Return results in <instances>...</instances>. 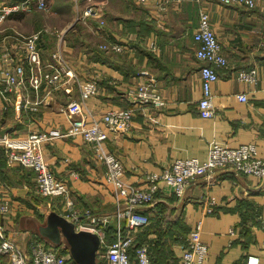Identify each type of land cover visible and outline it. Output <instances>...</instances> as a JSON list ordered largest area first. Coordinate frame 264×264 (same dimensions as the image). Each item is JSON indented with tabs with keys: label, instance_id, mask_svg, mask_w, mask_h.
I'll return each mask as SVG.
<instances>
[{
	"label": "crops",
	"instance_id": "crops-1",
	"mask_svg": "<svg viewBox=\"0 0 264 264\" xmlns=\"http://www.w3.org/2000/svg\"><path fill=\"white\" fill-rule=\"evenodd\" d=\"M67 1L70 18L61 21L62 9L56 6L60 0H48L52 15L42 23V28L55 26L66 31L76 21L86 0ZM96 1L103 2L106 39L123 44L124 50L105 51L104 59L98 60L92 50L70 45L65 32L62 37L43 32L38 46L43 61H48L55 50H62L70 57L80 80H98V93L85 101V107L96 118L109 108H134L132 127L118 137L110 134L105 143L123 163L124 179L143 184L145 173L160 171L176 158L196 157L205 161L214 142L230 148L253 143L257 155L264 159V0L253 9L225 6L216 0L177 3L161 0L163 7L153 0L145 5L132 0ZM202 8L208 10L212 29L228 59V66L217 69L218 80L212 84L216 112L212 117L200 116L196 108L201 96V62L194 54L193 32ZM19 16L20 13H12L4 31H0L1 49L8 44L3 41L6 33L16 30L28 34L38 28L31 23L20 24L23 19ZM89 19L85 23L99 44L96 24L92 25ZM152 41L158 46L155 51L148 47ZM252 67L257 70L254 82L237 79L239 70ZM24 77L27 80V70ZM145 82H151L162 95L165 102L162 108L132 102L128 90ZM2 91L0 83V136L25 137L34 130L50 134L41 143V153L52 172L67 181L68 196L74 206L78 210L89 208L92 215L112 217L114 198L111 184L103 175V165L96 161L90 145L80 136L64 135L69 121L59 108L67 102L66 95L61 90L46 95L30 86ZM239 93H245L247 100L237 99ZM72 97L78 98L76 85ZM34 105L35 110L31 108ZM216 176L217 181L210 187L202 176L197 177L188 184L181 200L173 193L161 190L156 193L155 204L167 206L169 215H173L169 219L174 220L177 215L171 230L177 228L169 239L172 258L179 264L180 250L173 238L185 235L191 224L200 219L201 237L208 246L203 264H246L249 254L260 256L264 264V231L252 216L255 211L264 214V179L234 174L227 168H218ZM33 186L32 171L8 166L0 145V201H8L11 206L9 213H0V226L3 235L22 248L33 233L53 243L39 228L50 211L64 215L67 210L65 199L41 197L35 194ZM208 195L215 200L210 213L204 207ZM142 210L150 212L148 208ZM157 235L155 230L149 232L145 240L152 244ZM64 243L63 239L57 244L59 252L68 247ZM65 251L69 254L66 264H78L68 248ZM4 262L5 257L0 255V264Z\"/></svg>",
	"mask_w": 264,
	"mask_h": 264
},
{
	"label": "built area",
	"instance_id": "built-area-1",
	"mask_svg": "<svg viewBox=\"0 0 264 264\" xmlns=\"http://www.w3.org/2000/svg\"><path fill=\"white\" fill-rule=\"evenodd\" d=\"M132 1L144 5L151 2V0ZM169 1L177 3L181 0ZM216 1L225 6L241 5L253 9L260 0ZM153 2L163 7L161 0H153ZM102 6L103 2L86 0L75 20L85 23L91 17L99 19L95 33L104 38V41L98 44L99 48L120 52L125 49L123 44L106 39ZM32 9L48 12L50 4L48 0L0 2V24L14 12H30ZM42 31L56 34L58 37H62L65 32L54 27L42 28L28 34L13 30L3 37V41L8 42L5 47L0 48V83L3 85V91L30 86L36 92L43 90L46 95L56 90H61L66 95L67 102L59 108L69 121L64 135L80 136L82 141L90 145L96 161L103 165V175L112 187L114 214L111 215L112 217L110 215L101 217L92 215L89 208L78 210L74 206L73 199L68 196L67 181L57 177L43 159L41 143L50 134L37 130L31 131L25 137H11L4 134L0 136V145L4 149L8 166H20L32 171L35 194L51 200L65 199L67 210L63 216L74 223L76 230L91 231L99 236L100 244L95 264H152L148 250L150 243L144 240L135 244V241L137 232L150 223L151 217L160 216L154 208L158 191L173 193L178 200H181L188 184L197 177L202 176L208 187L214 184L217 181L218 168L230 169L234 174L242 173L264 179V159L257 155L253 143L230 148L216 142L211 144L205 161H200L196 157L176 158L160 171L145 173L143 184L124 179L123 163L106 148L105 143L110 134L118 137L132 127L134 108L123 106L109 108L96 118L91 110L85 107V101L98 93V80L96 78L80 80L71 65L70 57L62 50H55L48 61H43L38 46ZM193 41L195 57L201 62L199 66L201 96L196 102V108L200 116L212 117L216 113L212 84L218 80L217 69L228 66V59L212 29L210 14L206 9L202 8L199 11ZM148 47L154 51L158 49L154 41L150 42ZM26 70L27 80L24 77ZM256 75L257 70L254 67L241 69L237 73V79L251 83L256 80ZM74 85L78 88L77 99L72 97ZM151 85V82L139 83L135 88H130L127 94L133 103L160 109L165 103L164 99ZM236 97L240 101L247 100L245 93H239ZM31 108L36 109L35 105ZM204 203H206L205 212L210 213L215 204L214 198L208 195ZM142 208H148L149 214ZM10 210L8 201H0V213L7 214ZM256 220L259 228L264 231V214L258 213ZM111 222L114 223V231L111 241H108L105 239L103 228ZM201 227L202 220H196L187 233L182 235L180 242H177L180 250L179 264L204 263L208 246L202 240ZM230 232L233 234V231ZM3 233L4 229L0 226V255L5 257L3 264H66L67 262L69 254L60 253L57 244L40 239L36 233L32 234L24 248L19 247ZM262 243L264 244V236ZM131 248H133V256H131ZM246 264H263V259L258 255L249 254L246 257Z\"/></svg>",
	"mask_w": 264,
	"mask_h": 264
},
{
	"label": "trees",
	"instance_id": "trees-1",
	"mask_svg": "<svg viewBox=\"0 0 264 264\" xmlns=\"http://www.w3.org/2000/svg\"><path fill=\"white\" fill-rule=\"evenodd\" d=\"M4 1L7 3H12V2H17V1H21V0H4ZM68 3L69 2L67 0L66 1L60 0V2L57 3V5H56V6H60L61 7L60 9H62V11H60L61 21H63V20L66 21V20H68V18H70V7H69ZM34 10L35 11H33V13H29L27 15L23 14V12H25V11H17L14 13H20L19 17H21V18L23 15H25V17H23L22 19L29 20L30 23L38 26V28H36V30H40V29H42L41 26H42L43 21H41V20L43 18L41 15H39L38 12H41V10H38V9H34ZM35 13H37V16H34ZM93 18L94 17H91V20L89 19L90 23L92 25L94 23L97 24L98 19L96 21V19H93ZM37 21H40V22H37ZM88 25L89 24L86 25V23H83L80 20H76L65 31L64 36L66 37V41L70 45L75 46V47L80 48V49H85V48L90 49L93 51L94 58H97L98 60H102V59H104L103 57H104L105 50L99 48L98 44L95 43V40H94L93 35H92V31ZM44 33H46V31H44ZM42 35H43V31L40 34L39 42L41 41ZM99 38L101 39V42L104 41V38H101V37H99ZM154 208L156 209L157 213L158 212L160 213V216L159 217L152 216L150 223L137 232L135 244H139V243L143 242L146 239V236L149 234V232H152L155 230L158 232L157 238L154 240V242L152 244L149 245V249H148L151 261L152 262L153 261L158 262L160 264H177V262L175 261L176 259L172 258V251H171L170 245H169L170 235H172V233L177 228V227H175V228H173V231L171 230V228L173 226V222L175 223V220L177 221V215H174V218H175L174 220L169 219V218H172L173 215H169L170 213L167 211V206L163 205V204H160V205L155 204ZM149 211L150 210H148V212ZM258 213H259V211H255L254 215H252L254 218V221L256 223H257L256 215ZM147 214H149V213H147ZM153 215H155V214H153ZM113 231L111 232L108 241H111ZM181 238H182V235L179 234V235H176L173 239H174V241L179 243ZM173 239H172V241H173ZM67 248L68 247H66V249ZM66 249L65 248L62 249L60 251V253H66V251H65ZM131 256H133V248H131ZM245 262H246V259H245Z\"/></svg>",
	"mask_w": 264,
	"mask_h": 264
},
{
	"label": "water",
	"instance_id": "water-1",
	"mask_svg": "<svg viewBox=\"0 0 264 264\" xmlns=\"http://www.w3.org/2000/svg\"><path fill=\"white\" fill-rule=\"evenodd\" d=\"M39 232L51 242L63 239L68 245L71 258L78 264H94L99 248V236L91 231L76 230L74 223L56 211H50Z\"/></svg>",
	"mask_w": 264,
	"mask_h": 264
},
{
	"label": "rangeland",
	"instance_id": "rangeland-1",
	"mask_svg": "<svg viewBox=\"0 0 264 264\" xmlns=\"http://www.w3.org/2000/svg\"><path fill=\"white\" fill-rule=\"evenodd\" d=\"M33 11H35L34 9H32L30 12H26V15H27V13H33ZM42 12V13H41ZM41 12H38L39 13V15H41L42 16V20L41 21H46V20H48L49 18H51V7H50V11H48V12H43V11H41ZM25 13V12H24ZM32 15V14H31ZM34 16H37V13H35L34 14ZM34 18V17H33ZM7 21V20H6ZM6 21L5 22H3V23H1L0 24V31H4V24L6 23ZM21 21V23L20 24H24V23H30V21L29 20H26V19H23V20H20ZM37 22H40V21H37ZM32 24V23H31ZM57 28L58 29V27H55V26H47V27H45V28ZM103 230L105 231V234H106V240H108L109 239V236H110V234H111V232L114 230V223L113 222H111V223H109V225L108 226H105L104 228H103ZM65 241V240H64ZM67 245V243L65 242L64 243V246H66ZM68 246V245H67ZM95 264V263H94Z\"/></svg>",
	"mask_w": 264,
	"mask_h": 264
}]
</instances>
